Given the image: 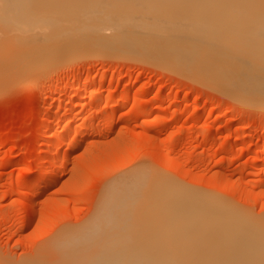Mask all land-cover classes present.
Masks as SVG:
<instances>
[{"label": "rangeland", "instance_id": "obj_1", "mask_svg": "<svg viewBox=\"0 0 264 264\" xmlns=\"http://www.w3.org/2000/svg\"><path fill=\"white\" fill-rule=\"evenodd\" d=\"M98 50L58 55L20 79L0 76V264H72L71 250L59 252L67 238L92 220L108 188L138 175L264 224V109L137 54Z\"/></svg>", "mask_w": 264, "mask_h": 264}, {"label": "bare ground", "instance_id": "obj_2", "mask_svg": "<svg viewBox=\"0 0 264 264\" xmlns=\"http://www.w3.org/2000/svg\"><path fill=\"white\" fill-rule=\"evenodd\" d=\"M77 1L0 0V76L20 79L78 50L116 49L264 109V0ZM84 9L78 23H69L68 16L75 19ZM127 98L119 108L130 102ZM47 129L45 137H52ZM259 147L264 149V142ZM58 153L54 158H60ZM57 178L43 180L42 190ZM147 179L138 175L125 188H108L92 220L70 234V245L58 247L59 252L71 250L72 264H264L263 223L234 216L232 207L189 194L163 178ZM62 258L57 261L64 263Z\"/></svg>", "mask_w": 264, "mask_h": 264}]
</instances>
